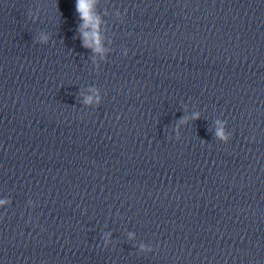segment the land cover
I'll return each mask as SVG.
<instances>
[{
	"label": "clouds",
	"instance_id": "9594fccd",
	"mask_svg": "<svg viewBox=\"0 0 264 264\" xmlns=\"http://www.w3.org/2000/svg\"><path fill=\"white\" fill-rule=\"evenodd\" d=\"M83 9H84L83 0H77V2H76V10H77V12L83 13ZM194 119H199V116L198 115L194 116ZM218 135H222V134L218 133Z\"/></svg>",
	"mask_w": 264,
	"mask_h": 264
}]
</instances>
